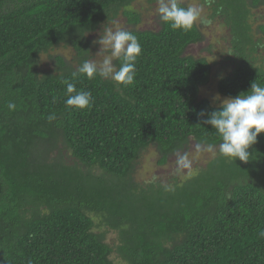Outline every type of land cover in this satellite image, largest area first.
<instances>
[{
    "label": "trees",
    "instance_id": "obj_1",
    "mask_svg": "<svg viewBox=\"0 0 264 264\" xmlns=\"http://www.w3.org/2000/svg\"><path fill=\"white\" fill-rule=\"evenodd\" d=\"M135 1L0 0V264H114V254L125 264H264V133L247 163L218 151L180 182L133 177L150 145L161 163L190 139L219 146L203 121L220 106L200 98L211 66L185 54L202 39L197 25L172 30L160 20L156 31L125 29L141 46L132 85L78 73L87 35L100 24L119 13L140 23ZM210 4L234 56L218 92L235 97L252 82L264 86L249 23L264 0ZM257 32L264 37V24ZM59 45L74 50L78 66L56 57L60 72L42 73L41 55ZM67 83L91 92V105L67 107ZM91 213L115 242L94 231Z\"/></svg>",
    "mask_w": 264,
    "mask_h": 264
},
{
    "label": "rangeland",
    "instance_id": "obj_2",
    "mask_svg": "<svg viewBox=\"0 0 264 264\" xmlns=\"http://www.w3.org/2000/svg\"><path fill=\"white\" fill-rule=\"evenodd\" d=\"M186 7H199L201 9V17L195 23L202 34V39L196 44L190 45L186 51V55H192L196 58H205L211 66V74L209 83L201 87L200 98L207 99L212 105L220 106V101L228 98L218 92V81L222 76L228 75L234 67L231 35L228 28L223 24L218 16H213L210 0H177ZM131 8L140 14V23L133 26L127 23L122 13L100 24L99 27L89 33V45L87 60L95 61L98 64L105 58L107 53L98 43H94L102 36L106 29L112 30H152L159 29L160 18L157 12L158 0H137L133 2ZM207 21V22H206ZM249 23L252 28L253 39L256 42V62L264 60V37L257 32V27L264 24V10L256 7L251 10ZM56 57L63 58L69 67L76 68L78 59L74 50L69 46L59 45L40 57V71L42 73L60 72L59 64ZM115 60H113V63ZM115 64V63H114ZM111 79V78H109ZM217 95L219 100L216 99ZM58 150L66 155L62 144L58 145ZM219 146H211L199 143L190 139L186 146L176 152L170 154L164 163L160 162V156L155 146L150 145L142 150L134 162L133 177L134 180L147 184L149 182H161L164 184H172L180 182L184 179L195 175L200 168L218 154ZM94 221V231L103 232L105 239L109 243L116 241V234L109 230L104 224L101 225V218L90 214ZM114 264H125L115 254L112 256Z\"/></svg>",
    "mask_w": 264,
    "mask_h": 264
},
{
    "label": "clouds",
    "instance_id": "obj_3",
    "mask_svg": "<svg viewBox=\"0 0 264 264\" xmlns=\"http://www.w3.org/2000/svg\"><path fill=\"white\" fill-rule=\"evenodd\" d=\"M157 12L160 20L172 30L189 31L201 17L199 7H181L177 0H158ZM94 43H98L100 49L102 46L107 55L99 64L84 61L78 73L88 79L100 76L122 85H132L136 75L135 61L141 53L137 37L122 29L109 28ZM113 60L121 61L118 68ZM66 95L65 104L69 108L83 110L92 103L91 92L77 90L73 83H67ZM216 99L219 100L218 95ZM14 107L13 103L8 104L10 110ZM203 123L210 125L219 136L220 156L232 163L236 160L247 163L250 159L248 149L257 142L258 135L264 133V86L252 82L247 92L221 100L220 109L208 114ZM260 236L264 237V231L260 232Z\"/></svg>",
    "mask_w": 264,
    "mask_h": 264
}]
</instances>
